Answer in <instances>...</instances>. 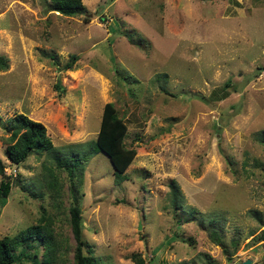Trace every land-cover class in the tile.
Returning a JSON list of instances; mask_svg holds the SVG:
<instances>
[{
    "label": "rangeland",
    "instance_id": "1",
    "mask_svg": "<svg viewBox=\"0 0 264 264\" xmlns=\"http://www.w3.org/2000/svg\"><path fill=\"white\" fill-rule=\"evenodd\" d=\"M49 1L0 0V160L10 180L0 237L49 218L55 264H72L75 198L97 264H133L132 253L146 264H264V239L253 238L264 230V0H79L86 19ZM106 102L135 149L126 179L114 181L102 152L71 177L46 153L6 158L2 127L14 113L80 156ZM44 166L59 195L43 184ZM212 225L225 242L239 239L229 256L209 238Z\"/></svg>",
    "mask_w": 264,
    "mask_h": 264
},
{
    "label": "trees",
    "instance_id": "2",
    "mask_svg": "<svg viewBox=\"0 0 264 264\" xmlns=\"http://www.w3.org/2000/svg\"><path fill=\"white\" fill-rule=\"evenodd\" d=\"M49 10L57 11L65 16L81 15L86 19V9L79 0H50ZM78 56L73 54L63 65L64 69H73V64ZM5 57L0 55V70L6 68ZM7 133L5 142L6 158L14 164L24 161L27 156L34 153H46L54 162L57 169H64L69 177L76 173L79 175L89 156L97 152H102L109 159L112 167L113 179L116 183L126 179L125 169L131 163L135 149L126 146L124 137L126 135V125L116 113L111 102L103 104L100 121L96 137L86 142L87 152L78 156L74 152H61L54 149L45 127L42 123L32 120L23 113H14L7 119L6 125L2 127ZM259 136V141L264 147V132ZM75 144H72L73 146ZM46 169V179L43 184L51 191L52 195H59L58 180L54 176L50 167ZM0 204L3 205L10 190V180L3 174V164L0 160ZM75 197V196H74ZM178 194L175 186L171 185V200L173 209L180 208L177 201ZM177 210V211H178ZM68 221L70 232L74 240L73 262L72 264H97V259L93 255V247L82 237V216L81 210L75 203V198L68 206ZM49 218H38L34 224L27 225L13 235H3L0 237V264H55L57 260L55 249L56 243L53 240L52 229ZM217 227L212 225L208 231V236L212 242L219 245L225 255H230L229 246L236 249L239 239H231L228 243L218 236ZM256 242L264 239V230L253 236ZM37 247H42L39 255ZM133 264H146L145 260L138 254H130ZM188 264V263H184Z\"/></svg>",
    "mask_w": 264,
    "mask_h": 264
},
{
    "label": "water",
    "instance_id": "3",
    "mask_svg": "<svg viewBox=\"0 0 264 264\" xmlns=\"http://www.w3.org/2000/svg\"><path fill=\"white\" fill-rule=\"evenodd\" d=\"M261 249L264 250V243L261 244ZM240 264H250L249 260H245L243 262H241Z\"/></svg>",
    "mask_w": 264,
    "mask_h": 264
}]
</instances>
